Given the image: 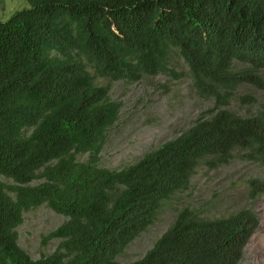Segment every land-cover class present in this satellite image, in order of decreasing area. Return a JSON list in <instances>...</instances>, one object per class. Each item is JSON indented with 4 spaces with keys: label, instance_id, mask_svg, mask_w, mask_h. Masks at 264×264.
<instances>
[{
    "label": "trees",
    "instance_id": "trees-1",
    "mask_svg": "<svg viewBox=\"0 0 264 264\" xmlns=\"http://www.w3.org/2000/svg\"><path fill=\"white\" fill-rule=\"evenodd\" d=\"M27 1L0 21V264H118L202 162L242 151L264 165V103L248 116L229 108L244 85L264 91V0ZM172 50L214 108L137 162L99 166L119 107L96 79L167 72ZM41 205L67 220L45 238L59 248L33 259L17 228ZM259 223L252 209L204 218L184 207L131 264H240Z\"/></svg>",
    "mask_w": 264,
    "mask_h": 264
},
{
    "label": "rangeland",
    "instance_id": "rangeland-1",
    "mask_svg": "<svg viewBox=\"0 0 264 264\" xmlns=\"http://www.w3.org/2000/svg\"><path fill=\"white\" fill-rule=\"evenodd\" d=\"M26 7L27 0H0V21ZM168 68L167 72L137 80L96 79L99 85L108 87L110 101L119 107L97 156L99 166L119 169L133 164L212 111L214 102L196 93L189 67L175 50L170 53ZM237 94L229 108L240 115H251L264 103V91L249 85L242 86ZM240 97L256 101L249 103ZM89 158L88 153L78 155L81 161ZM256 179L264 180V165L250 160L242 151L234 152L227 163L214 166L213 162H202L189 187L165 203L154 223L128 245L117 263L131 264L141 259L171 227L177 212L189 207L204 218L226 217L244 209L255 211L259 228L240 264H264V193L257 197L250 193V181ZM66 220L47 205L26 211L17 228L20 247L33 259L54 253L62 240L45 238Z\"/></svg>",
    "mask_w": 264,
    "mask_h": 264
}]
</instances>
